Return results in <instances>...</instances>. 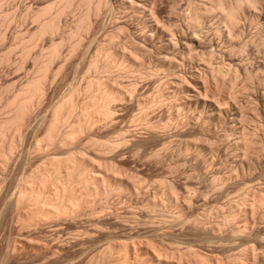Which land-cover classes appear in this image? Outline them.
I'll return each mask as SVG.
<instances>
[{
	"label": "rangeland",
	"instance_id": "374dc122",
	"mask_svg": "<svg viewBox=\"0 0 264 264\" xmlns=\"http://www.w3.org/2000/svg\"><path fill=\"white\" fill-rule=\"evenodd\" d=\"M125 1L0 0V264H264V0H150L146 11ZM152 22L167 40L152 39ZM173 32L194 46L174 47ZM25 87L27 102L40 87L38 104L15 123ZM79 111L102 122L90 129ZM17 135L23 143L5 163ZM17 187L39 199L14 208ZM67 201L71 214L54 212Z\"/></svg>",
	"mask_w": 264,
	"mask_h": 264
},
{
	"label": "bare ground",
	"instance_id": "6f19581e",
	"mask_svg": "<svg viewBox=\"0 0 264 264\" xmlns=\"http://www.w3.org/2000/svg\"><path fill=\"white\" fill-rule=\"evenodd\" d=\"M127 1H128V2L130 1V3H131V2L133 3V1H138V2L140 3L139 6L143 7L145 11L148 10V7L150 6V5H149L150 0H132V1H131V0H127ZM127 1H125V2H127ZM151 1H152V0H151ZM105 2H106V1H105ZM138 2H136V4L134 3V5H133V4H130V6H131V5L136 6V5L138 4ZM126 5H127V4H126ZM137 6H138V5H137ZM139 6H138V7H139ZM151 6H152V4H151ZM151 6H150V7H151ZM126 7H128V6H126ZM141 7H140V8H141ZM134 9H135V8H134ZM150 9H151V8H149V10H150ZM59 10H60V9H59ZM144 10H143V12H144ZM136 11H137V9H136ZM252 11H253V10H252ZM255 11H257V10L255 9ZM57 12H58V11H57ZM60 12L63 13V11H60ZM131 12H132V11H131ZM131 12H130V13H131ZM137 12H138V11H137ZM253 12H254V11H253ZM62 13H60V14H62ZM251 13H252V12H251ZM147 14H148V13H147ZM149 14H150V13H149ZM56 15H58V13H57ZM90 15H91V16H87V18H88L89 20L92 19V18H91V17H92V14H90ZM95 15H96V14H95ZM108 15H109V13H108ZM111 15H112V14H111ZM134 15H135V13H134ZM141 15H144V14H141ZM145 15H146V14H145ZM153 15L156 16V14H154V13H152V14L149 15V16H150L151 18H154ZM255 15H256V14H255ZM255 15H253V16H255ZM93 16H94V15H93ZM137 16H139V15L137 14ZM137 16H136V17H137ZM110 17L112 18V16H110ZM132 17H133V16H132ZM143 17H144V16H143ZM148 18H149V17H148ZM151 18H150V19H151ZM54 19H55V18H54ZM112 19H113V18H112ZM144 19H146V17H145ZM142 20H143V19H142ZM157 20L159 21V19H157ZM57 21H58V20H57ZM95 21H96V20H95ZM114 21H115V20H114ZM147 21H148V20H147ZM150 22H151V21H150ZM137 23H138V22H137ZM230 23H231V25L236 26V25L238 24V19H237V17H236V16L231 17V18H230ZM90 24H91V23H90ZM90 24H89V25H90ZM144 25H145V24H144ZM51 26H52V25H51ZM51 26H50V27H51ZM90 26H91V25H90ZM146 26H148V25L146 24ZM262 26H263V24H262ZM262 26H261V27H262ZM41 28H42L43 31H44V29L46 28V24H43V25L41 26ZM53 28H54V29H58V26L54 24V25H53ZM234 28H235V27H234ZM146 29H147V28H146ZM262 29H263V28H262ZM47 30H49V28H48ZM141 30H142V29H141ZM183 30H184V29H183ZM202 30H203V29H201V31H202ZM56 31H57V30H56ZM145 31H146V30H145ZM148 31H149V34L152 36V39H153L155 36H158V37H161V38H162V37H165V39H166L167 34L162 30V28H161L158 24H155V23L152 22V24H150V25L148 26ZM167 31H168V30H167ZM186 31H187V30H186ZM186 31H185V34L187 33ZM230 31L233 32L232 30H230ZM230 31H229V32H230ZM199 32H200V31H199ZM204 32H205V31H204ZM263 32H264V30H263ZM140 33H141V32H140ZM140 33H139V35H140ZM142 33H143V32H142ZM142 33H141V34H142ZM173 33H174V32H173ZM197 33H198V32H197V30H196V31L194 32V34H191V36H189V40H190L192 43H195V44L198 43V39L200 38V35H201V34L198 33V35H197ZM228 34H229V33H228ZM231 34H232V33H231ZM262 34H263V33L261 32V35H262ZM174 35H175V33L172 34V36H173V40H174V41L168 40V42L170 41L171 44H172L174 47H179V48L181 47V50H182V48L185 47L184 45L188 44L187 41H189V40H187V41L185 40V37L188 36V35H186V36H185V35H181V36H180L179 38H177L176 40H175L174 38H175V36H177V35H175V36H174ZM233 35H234V34H233ZM148 36H149V35H148ZM153 36H154V37H153ZM203 36H204V35H203ZM143 37H144V35H143ZM146 37H147V35H146L144 38H146ZM231 37H232V36H231ZM203 38H204V37H203ZM206 38H207V37H206ZM171 39H172V38H171ZM222 39H223V37H222ZM148 40H149V39H148ZM157 40H158V39H157ZM161 40H162V39H161ZM166 40H167V39H166ZM201 40H202V38H201ZM233 40H234V39H233ZM262 40H263V39H262ZM162 41H163V40H162ZM225 41H226V40H225ZM156 42H157V41H155V43H156ZM158 42H160V41H158ZM158 42H157L156 44H158ZM168 42L166 41L165 44H168ZM200 42H201V41H200ZM263 42H264V41H263ZM263 42H262V43H263ZM192 43H191V44H192ZM201 43H202V42H201ZM208 43H209V42H208ZM208 43H207V44H208ZM212 43H213V42H212ZM231 43H232V42H231ZM153 44H154V43L152 42V45H153ZM161 44H162V43H161ZM161 44H160V45H161ZM163 44H164V43H163ZM165 44H164V45H165ZM189 44H190V43H189ZM189 44H188V45H189ZM191 44H190V46H191ZM202 44H203V43H202ZM216 44H217V42H216ZM220 44H221V42H220ZM214 45H215V44H214ZM228 45H229V44H228ZM230 45H231V44H230ZM166 46H167V45H166ZM192 46H194V44H192ZM197 46H198V45H197ZM215 46H216V45H215ZM217 46H219V45H217ZM186 47H187V45H186ZM171 48H172V47H171ZM219 48H220V47H219ZM219 48H218V49H219ZM226 48H227V47H226ZM230 48H231V47H230ZM174 49H175V48H174ZM115 50H116V49H115ZM119 50H120V49H119ZM179 50H180V49H179ZM185 50H187V49H185ZM185 50H183V51H185ZM258 50H259V49H258ZM120 51H121V50H120ZM163 51H164V50H163ZM177 51H178V50H177ZM124 52H125V51H124ZM169 52H170V51H169ZM169 52H168V53H169ZM180 52H181V51H180ZM175 53H176V52H175ZM182 53H183V52H182ZM258 53H259V51H258ZM150 54H151V53H150ZM158 54H159V53H158ZM171 54H173V53H171ZM184 54H186V53H184ZM184 54H183V55H184ZM263 54H264V53H263ZM164 55L166 56V53H165ZM176 55H177V54H176ZM176 55H175V56H176ZM180 55H181V53H180ZM183 55H182V56H183ZM167 56H168V54H167ZM170 56H172V55H170ZM179 57H180V56H179ZM126 58H127V57H126ZM133 58H134V57H133ZM165 58H166V57H165ZM171 58H172V59H170V60H171V61H174L175 64H176L178 67L180 66V68H181L182 66H184V65H182V62H183V61H182V62H181V61H178L177 58L174 60V55H173V57H171ZM181 58H183V57H181ZM136 59H137V58H136ZM158 59H159V58H158ZM125 60H126V59H125ZM163 60H165V59H163ZM165 61H167V60H165ZM165 61H164V62H165ZM237 61H238V60H237ZM164 62H163V63H164ZM184 62H185V61H184ZM125 63H126V62H125ZM141 63H142V62H140V63H136V64L140 67V66L142 65ZM170 63H171V62H170ZM129 64H130V63H129ZM236 64H237V63H236ZM240 64H242L241 61H240ZM144 65H145V64H144ZM170 65H171V64H170ZM208 65H209V64H208ZM133 66H134V65H133ZM166 66H167V65H166ZM166 66H165V67H166ZM171 66H172V65H171ZM185 66H186V65H185ZM185 66H184V67H185ZM239 66H240V65H239ZM136 67H137V66H136ZM145 67H146V66H145ZM206 67H207V66H206ZM208 67H209V66H208ZM132 68H133V67H132ZM134 68H135V67H134ZM140 68H141V67H140ZM140 68H139V69H140ZM143 68H144V67H143ZM160 68H161V67H160ZM162 68H163V67H162ZM192 68H194V67H192ZM156 69H157V67H156ZM165 69H167V68H165ZM170 69H171V68H170ZM194 69H195V68H194ZM194 69H190V70H194ZM209 69H210V68H209ZM209 69H208V71H209ZM214 69H216V68H212V67H211V69H210L211 72H210V73L214 72V71H215ZM130 70H131V69H130ZM141 70H142V69H141ZM141 70H140V71H141ZM143 70H144V69H143ZM158 70H159V69H158ZM180 70H181V69H180ZM140 71H139V72H140ZM146 71H147V70H146ZM160 71H162V70L160 69ZM163 71H164V68H163ZM166 71H167V70H166ZM181 71H182V70H181ZM195 71H196V70H195ZM204 71H205V70H204ZM208 71H207V72H208ZM143 72H144V74L146 75V72H145V71H143ZM149 72H150V71H149ZM157 72H158V71H157ZM178 72H179V71H178ZM178 72H177V73H178ZM189 72H190V71H189ZM207 72H206L205 76L203 75L204 73L202 74L204 77L200 74V75L202 76V79H199L200 76H199V78H198L200 81H202V80L204 79V83H203V85H205V86H207V84H209L208 82H209V79H210V75H212V74H209V73H207ZM185 73H186V70H185ZM139 74H142V73H139ZM147 74H148V73H147ZM178 74H179V73H178ZM187 74H188V73H187ZM189 74H190V73H189ZM192 74L194 75V73H192ZM197 74H198V73H197ZM163 75H164V74H163ZM179 75H180V74H179ZM179 75H178V76L176 75V76H177V77H176L177 79H179V78H178ZM181 75H182V73H181ZM181 75H180V76H181ZM183 75H184V74H183ZM183 75H182L181 77H183ZM195 75H196V72H195ZM195 75H194V76H195ZM146 76H147V75H146ZM170 76H171V75H170ZM174 76H175V75H174ZM184 76H186V74H185ZM160 77H161V76H160ZM181 77H180V78H181ZM187 77H188V76H187ZM192 77H193V76H192ZM197 77H198V76H196L195 79H196ZM165 78L167 79V77H165ZM170 78H172V77H170ZM174 78H175V77H174ZM189 78H190V77H189ZM161 79H162V78H161ZM177 79H176V80H177ZM183 79H185V81H184ZM183 79L181 78V81L183 80V82L187 83V82H186V79H187V78H183ZM179 80H180V79H179ZM188 80H189V79H187V81H188ZM196 80H197V79H196ZM92 81H93V80H92ZM160 81H161V80H160ZM164 81H165V80H164ZM171 81H172V80H171ZM171 81H168V82H170V84H171ZM192 81H193V80H192ZM194 81H195V80H194ZM38 82H39V81H38ZM172 82H173V81H172ZM195 82H196V81H195ZM29 83H30V82H29ZM92 83H93V82H92ZM173 83H174V82H173ZM181 83H182V82H181ZM181 83H180V84H181ZM167 84H168V83H167ZM174 84H175V86H176V85L179 84V82H178V84H176V83H174ZM174 84H173V86H174ZM160 85H161V84H160ZM186 85H187V84H186ZM196 85H198V82H196ZM38 86H39V85H38ZM90 86H91V85H90ZM198 86H199V85H198ZM23 87H24V86H23ZM180 87H181V85H180ZM208 87H209V86H208ZM39 88H40V87H39ZM39 88H37L36 90H33V91H36V93H35V94H32V96H31L30 100H28V102H27V100H25V99H26V98H25V94L27 93V92H26V87H25V89H22V90L20 91V93L17 95V97L15 98V100H13L14 102L12 103V105L14 106V108L16 107L15 109H18L17 112L20 110V114H21V115H19L18 113L15 114V117H14V118H13V117L11 118V120H12L13 122L16 123V122H18L20 119H21V120H24L23 118H25V115H27V113H28V112L30 111V109L33 107L34 103H35V102L37 103V101H38L37 99H39ZM167 88H168V87H167ZM176 88H178V86H176ZM199 88H200V87H199ZM27 89H28V88H27ZM41 89H42V88H41ZM162 89H163V88H162ZM173 89H174V88H173ZM179 89H180V88H179ZM209 89H210V88H208L207 90H209ZM42 90H43V89H42ZM44 91H45V90H44ZM44 91H43V92H44ZM170 91H172V90H170ZM173 91H174V90H173ZM178 91H179V90H178ZM180 91H181V90H180ZM257 91H258V90H257ZM28 92H29V91H28ZM40 92H41V91H40ZM255 92H256V91H255ZM259 92H261V91H259ZM259 92H257V95H256L257 98H256V100H257V102H258V105H261L262 107H264V94H262V93L259 94ZM262 92H263V91H262ZM29 93H30V92H29ZM107 94H108V93H107ZM163 94H164V93H163ZM178 94H179V92H178ZM41 95H42V92L40 93V97H41ZM97 95H98V94H97ZM101 95H102V94H101ZM104 95H105V93L103 94V97H104L105 100H111L112 102H113V100L115 101V99H119V98H116V97L113 96V95H111V96H110V95H106V96H104ZM166 95H167V94H166ZM168 95H169V94H168ZM168 95H167V96H168ZM164 96H165V95H164ZM167 96H166V97H167ZM251 96H252V95H251ZM29 97H30V96H29ZM92 97H93V96H92ZM100 97H102V96H100ZM122 97H123V96H122ZM169 97H170V96H169ZM175 97H176V96H175ZM254 97H255V96H254ZM97 98H99V97H97ZM27 99H28V98H27ZM35 99H36V100H35ZM90 99H91V98H90ZM158 99H159V98H158ZM247 99H248V98H247ZM250 99H251V97H250ZM253 99H255V98H253ZM253 99H252V102H254ZM165 100H166V99H165ZM167 100H168V99H167ZM256 100H255V101H256ZM34 101H35V102H34ZM39 101H40V100H39ZM96 101H97V100H96ZM112 102H111V103H112ZM158 102H159V101H158ZM161 102H163V101H161ZM248 102H249V103H248ZM252 102H250V100H247L248 106H251V105H253V104L256 103V102H255V103L251 104ZM96 103H97V102H96ZM101 103H102V102H101ZM106 103H107V102H106ZM156 103H157V102H156ZM199 103H200V102H199ZM24 104H25V105H24ZM26 104H27V105H26ZM37 104H38V103H37ZM37 104H36V105H37ZM74 104H76V103H74ZM74 104H73V105H74ZM93 104H95V103H93ZM103 104H104V103H103ZM103 104H102V105H103ZM64 105H65V104H64ZM104 105H105V110L103 111V112H104V113H103L104 116L107 117V118H108V117H112L111 115L114 114V113L112 112L113 110L111 109L112 107H111V108L109 107V105H110L109 103L104 104ZM236 105H237V104H236ZM34 106H35V105H34ZM85 106H86V105H85ZM204 106L207 107V109L211 107L210 104H209L207 101L204 102ZM204 106H203V107H204ZM253 106H254V105H253ZM261 106H260V107H261ZM10 107H11V106H10ZM58 107H59V106H58ZM58 107H57V110H55V112L59 111L60 108H58ZM69 107H70V106H69ZM77 107H78V106H77ZM77 107H76V108H77ZM82 107L84 108V110H80V109H79V110L83 112V111L86 110V108H85L83 105H82ZM82 107H81V109H83ZM94 107H96V106H94ZM101 107H102V106H101ZM198 107H199V106H198ZM236 107H237V106H236ZM257 107H259V106H257ZM33 108H34V107H33ZM33 108H32V109H33ZM67 108H68V107H67ZM73 108H75V106H74ZM78 108H79V107H78ZM78 108H77V109H78ZM177 108H179V107H177ZM181 108H182V107H181ZM32 109H31V110H32ZM55 109H56V108H55ZM69 109H70V108H69ZM71 109H72V108H71ZM100 109H101V108H100ZM204 109H205V108H204ZM254 109H255V106H254ZM256 109H258V108H256ZM73 110H75V109H73ZM258 110H259V109H258ZM21 111H22V113H21ZM69 111H72V110H69ZM80 111L78 112V114H81V116H80V115L76 116L77 114H75V116L77 117V121L80 122L81 120L84 119L85 122H83V123H86L87 127H88L89 125H92V124L94 125V123H96V122H98L100 119H102V118H98L99 116L96 117V115H94V113H93V114H90L89 112H86V113L84 112V114H82V112L80 113ZM182 111H183V110H182ZM207 111H208V110H207ZM256 111H257V110H256ZM259 111H260V110H259ZM62 112H63V111H62ZM72 112H73V111H72ZM75 112L77 113V110H76ZM226 112H227V111H226ZM226 112H225V114H227V113L229 114V111H228L227 113H226ZM67 113H68V112H67ZM212 113H213V111H212ZM57 114H58V113H57ZM59 115H61V114L59 113ZM220 115H221V114H220ZM229 115H230V114H229ZM55 116H58V115L55 114ZM100 116H101V115H100ZM102 116H103V115H102ZM221 116H222V115H221ZM221 116H219V120H220V117H221ZM223 117H225V116L223 115ZM255 117H256V116H255ZM257 117H258V116H257ZM26 118H27V117H26ZM60 118H61V117H60ZM142 118H143V117H141V119H142ZM232 118H233V117H232ZM232 118H231V119H232ZM234 118H235V117H234ZM234 118H233V120H235ZM55 119H56V118H55ZM146 119H147V118H146ZM236 119H237V118H236ZM60 120H62V119H60ZM65 120H66V119H65ZM84 120H83V121H84ZM144 120H145V119H144ZM144 120H143V121H144ZM223 120H224V119H223ZM225 120H226V119H225ZM225 120H224V121H225ZM227 120L229 121V119H227ZM227 120H226V122H227ZM259 120H260V119H259ZM58 121H59V120H58ZM74 121H75V120H74ZM77 121H76V122H77ZM100 121H101V120H100ZM100 121H99V122H100ZM103 121H104V120H103ZM106 121H107V120H106ZM145 121H146V120H145ZM145 121H144V123H145ZM147 121H148V120H147ZM230 121H232V120H230ZM235 121H237V120H235ZM0 122H3V121H0ZM6 122H8V121H6ZM20 122H21V121H20ZM76 122H75L74 125H76ZM99 122H98V123H99ZM101 122H102V121H101ZM219 122H220V121H219ZM254 122H255V120H254ZM256 122L259 123V121H256ZM8 123H9V122H8ZM22 123H23V122H22ZM25 123H26V122H25ZM25 123H23V125H24ZM57 123H58V122H57ZM151 123H153V122H151ZM151 123H150V120H149V122H147V124H149V126H152V125H153V124H151ZM221 123H222V121H221ZM223 123H224V122H223ZM236 123H237V122H236ZM10 124H12V123L10 122ZM53 124H54V123H53ZM78 124H79V123H77V125H78ZM147 124H146L145 126H147ZM227 124H228V123H227ZM254 124H255V123H254ZM19 125H20V124H19ZM23 125L19 126V130H20V131H18V132L21 133V131L23 130V129H22V126H23ZM157 125H158V124H157ZM223 125H224V124H223ZM233 125H234V124H233ZM238 125H240V124H238ZM258 125H259V124H258ZM258 125L256 124V127H254V128H257ZM16 126H18V125H16ZM81 126H83V125H81ZM154 126H155V123H154ZM79 127H80V126H79ZM79 127H78V128H79ZM83 127H84V126H83ZM87 127H86V128H87ZM90 127H91V126H90ZM90 127H88V128H90ZM152 127H153V126H152ZM220 127H221V126H220ZM228 127H229V126H228ZM16 128H17V127H16ZM52 128H53V127H52ZM56 128H57V130L61 129V128H58V127H56ZM56 128H55V129H56ZM81 128H82V127H81ZM156 128H158V127H156ZM156 128H155V129H156ZM225 128H226V127H225ZM76 129H77V128H76ZM90 129H91V128H90ZM152 129H153V128H152ZM155 129H153V130H155ZM234 129H235V128H234ZM240 129H241V128H240ZM242 129H243V127H242ZM57 130H55V131L58 132ZM74 130H75V129H74ZM245 130H246V128H245ZM253 130H256V129H253ZM72 131H73V130H72ZM80 131H81V129L79 128L78 130H75V132H73V133L71 132L72 134H70V133H68V132H67V133H64V132H63V133H64V134H63V133H62V130H61L60 132H61L62 134L59 135V141H58V140H57V141H58V143L60 142L61 144H62V143H67V141L70 139V137L75 136V134H77V133L79 134ZM233 131H234V130H233ZM239 131H240V130H239ZM243 131H244V130H243ZM7 132H8V131H7ZM7 132H6V133H7ZM50 132H51V131H50ZM82 132H84V131L82 130ZM6 133H5V134H6ZM16 133H17V132H16ZM16 133H15V134H16ZM22 133H24V132L22 131ZM57 134H58V133H57ZM81 134H83V133H81ZM49 135H50V134H49ZM3 136H4V135H3ZM5 136H7V135H5ZM17 136H18V135H17ZM22 136H23V134H22ZM165 136H166V135H164V136H162V137L165 138ZM50 137H51V136H50ZM5 138H7V137H5ZM14 138H16V137H14ZM21 138H22L21 135H19L18 138H17L16 140L10 141V142H12L11 145L8 144V145H9L8 150H7L8 153H7V154L5 153L6 155L3 153V154L6 156V157H5L6 159L4 158V159H5V163H8V162L10 163V160H12V159H10V158L13 157V156H12L13 150L18 149V148H16V147H19V145H21L20 143H23V142H21V141H23ZM54 138H55V137H54ZM54 138H53V139H54ZM2 139H3V138H2ZM51 139H52V138H51ZM51 139H50V140H51ZM56 139H58V138H56ZM56 139H54V140H56ZM6 140H8V138H7ZM52 141H53V140H52ZM71 141H73V139H72ZM8 143H9V142H8ZM60 143H59V144H60ZM238 143H239V142H238ZM113 144H115V143H113ZM104 145H105V144H104ZM109 145H110V144H109ZM236 146H237V145H236ZM104 147H105V146H104ZM114 147H115V146H114ZM15 148H16V149H15ZM234 148H235V147H234ZM4 149H5V148H4ZM108 149H109V148H108ZM241 150H242V149H241ZM16 151H17V150H16ZM244 151H245V150H244ZM159 152H160V151H159ZM159 152H156V153H158V155H159ZM235 152H236V151H235ZM15 153H16V152H15ZM244 154H245V153H244ZM248 154H250V153H248ZM248 154H247V155H248ZM14 155H15V154H14ZM238 155H239V154H238ZM245 155H246V154H245ZM245 155H244V156H245ZM1 156H2V155H1ZM156 156H157V155H156ZM244 156H243V157H244ZM248 156H249V155H248ZM161 157H162V156H161ZM243 157H239V159H240V158H243ZM245 157H246V159H248L247 156H245ZM80 158H81V157H80ZM236 158H237V156H236ZM13 159H14V157H13ZM73 159H74V158H73ZM81 159H82V158H81ZM84 159H85V158H84ZM233 159H234V158H233ZM71 160H72V159H71ZM75 160H76V158H75ZM75 160H74V161H75ZM85 160H86V159H85ZM236 160H237V159H236ZM68 161H69V160H68ZM68 161H67V162H68ZM232 161H233V160H232ZM70 162H71V161H70ZM80 162H81V161H80ZM240 162H242L244 165L249 166L250 163H251L252 161L250 162V161H248V160H243V159H242V161H240ZM3 163H4V162H3ZM3 163H1V164H3ZM75 163H76V162H75ZM84 163H85V162H84ZM231 163H232V162H231ZM235 163H236V162H235ZM235 163H234V164H235ZM73 164H74V163H73ZM76 164H77V163H76ZM76 164H74V165L76 166ZM239 164H240V163H239ZM58 165H59V164H58ZM58 165H57V166H58ZM63 165H64V164H63ZM69 165H71V164H69ZM8 166H9V165H8ZM66 166H67V165H66ZM252 166H254L253 162H252ZM1 167H2V166H1ZM53 167H54V166H53ZM61 167H63V166H61ZM250 167H251V166H249V168H250ZM65 168H68V167H64V169H65ZM70 168H71V167H70ZM70 168H68V169H70ZM81 168H82V167H81ZM243 168H245V167H243ZM3 169H5V168H3ZM64 169H63V170H64ZM77 169H78V168H77ZM100 169H101V168H100ZM6 170H7V168H6ZM49 170H50V169H49ZM49 170H48V171H49ZM60 170H61V169H60ZM60 170H59V171H60ZM75 170H76V167L73 166L72 171H75ZM59 171H58V172H59ZM65 171L68 172V173L66 174V177H65V178H67V181H72V179L75 178V177H73V178L71 179V177L73 176V172L71 171V169H70L71 172H69V171H67V170H65ZM78 171H79V170H78ZM58 172H57V173H58ZM66 172H64V174H65ZM8 173H9V172H8ZM48 173H49V172H48ZM107 173H108V172H107ZM50 174H51V173H50ZM54 174H55V172H54ZM60 174H62V173L60 172L58 175H60ZM98 174H100V173H98ZM52 175H53V172H52ZM77 175H78V174H77ZM79 175H80V174H79ZM96 175H97V174H96ZM100 175H101V174H100ZM109 175H110V174H109ZM112 175H113V174H112ZM117 175H118V174H117ZM117 175L115 174L114 179L117 178ZM45 176H46V175L44 174V177H45ZM55 176L57 177V174H55ZM55 176H54V177H55ZM60 176H61V175H60ZM80 176H81V175H80ZM80 176H79V178H80ZM97 176H98V175H97ZM97 176H96V177H97ZM113 176H114V175H113ZM47 177H48V176H47ZM47 177H46V178H47ZM54 177H53V179H54ZM63 177H64V176H63ZM77 177H78V176H77ZM110 177H111V176H110ZM118 177H119V176H118ZM84 178H85V177H84ZM50 179H51V178H50ZM57 179H59V178H57ZM70 179H71V180H70ZM122 179H123V178H122ZM38 180H39V179H36V181H38ZM83 180H84V179H83ZM83 180H82L81 182H83ZM90 180H91V179H90ZM21 181H22V180H21ZM21 181H20V182H21ZM41 181L43 182V180H41ZM62 181H64V179H63ZM74 181H75V180H74ZM84 181H85V184H86V185H87V184H88V185L90 184L88 180L85 179ZM109 181H110V180H109ZM60 182H61V181H60ZM65 182H66V181H65ZM115 182H116V181H115ZM33 183H34V181H33ZM43 183H44V182H43ZM54 183H55V182H54ZM68 183H69V182H68ZM98 183H99V182H98ZM21 184H22V183H21ZM28 184H30V183H27V185H28ZM31 184H32V183H31ZM31 184H30V185H31ZM66 184H67V183H66ZM69 184H70V183H69ZM25 185H26V184H25ZM30 185H29V186H30ZM32 185H33V184H32ZM32 185H31V186H32ZM56 185H57V184H56ZM95 185H96V184H95ZM18 186H19V184H18ZM42 186H43V185H42ZM61 186H63V185L61 184ZM64 186H65V185H64ZM72 186H73V184H72ZM72 186H71V187H72ZM83 187H84V186H83ZM89 187H90V186H88V188H89ZM93 187H94V184H93ZM103 187H104V186H103ZM17 188H18V187H17ZM62 188H63V187H62ZM109 188H110V187H109ZM43 189H44V188H43ZM43 189H41V190H43ZM60 189H61V188H60ZM89 189H90V188H89ZM106 189H107V188H106ZM106 189H105V190H106ZM18 190H19V192L16 193L17 196H15V194H14L15 192H14L12 198H10V199H11L10 203H11V204L13 203L12 206L15 205V206L17 207V206L22 205V204L24 203V202H22V201L24 200V198H25L27 195H31L32 198L35 197L36 199H39V191H37V189L35 190L34 187H33V188L23 187V188H20V189L18 188ZM18 190H17V191H18ZM97 190H98V189H97ZM17 191H16V192H17ZM57 191H59V190H57ZM68 191H69V190H68ZM72 191H73V189H72ZM98 191H100V190H98ZM41 192H42V191H41ZM62 192H63V191H62ZM73 192H74V191H73ZM105 192H106V191H105ZM57 193H58V192H57ZM67 193H68V192H67ZM71 194H72V193H71ZM104 194H105V193H104ZM44 197H45V196H44ZM42 198H43V197H42ZM55 198H56V197H55ZM60 198H61V196H60ZM66 198H67V197H66ZM90 198H91V197H90ZM30 199H31V198H30ZM30 199H29V200H30ZM34 201H35V200H34ZM60 201H61V200H60ZM68 201H69V200H68ZM68 201H67V202H68ZM58 202H59V201H58ZM38 203H39V202H38ZM59 204H60V203H59ZM70 204H71V203H70ZM49 205H50V204H49ZM15 206H14V208H16ZM37 206H38V205H37ZM58 206H59V205H58ZM73 206H74V205H73ZM31 207H32V206H31ZM50 207H51V206H50ZM50 207H49V209H50ZM19 208H21V207H19ZM40 208H41V207H40ZM44 208H45V207H44ZM51 208H53V207H51ZM36 209L39 211V207L36 208ZM45 209H46V208H45ZM47 209H48V207H47ZM53 210H54V209H53ZM55 210H56V209H55ZM19 211H20V210H19ZM40 211H41V210H40ZM43 211H44V209H43ZM43 211H41V212H43ZM60 211H61V212H58V210H57V211H54V212L58 213L59 215H60V214H62V215L65 214V217H66V214H69V213L71 214V213H72V208L69 206V202H68V205L65 204V202H64V204H62L61 207H60ZM21 213H22V212H21ZM44 213H45V212H44ZM51 213H52V211H47V214H48V215H52ZM56 213H55V214H56ZM73 213H74V212H73ZM45 214H46V213H45ZM21 215H22V214H21ZM32 216H33V215H32ZM45 216H46V215H45ZM54 216H56V215H54ZM38 217H39V216H38ZM50 217H52V216H50ZM59 218H60V217H59ZM31 219H32V218H31ZM37 219H38V218H37ZM202 219H204V218H202ZM32 222H33V220H32ZM34 222H35V221H34ZM36 222H38V221H36ZM36 222H35V223H36ZM195 222H196V221H195ZM38 223H39V222H38ZM203 223H204V222H203ZM33 224H34V223H33ZM61 235H62V234H61ZM59 236H60V235H59ZM57 237H58V236H57ZM60 237H61V236H60ZM61 238H62V237H61ZM58 248H59V247H58ZM56 249H57V248H56ZM57 251H59V250H57ZM57 253H58V252H57ZM60 253H61V252H60ZM86 254H87V252H86ZM83 257H84V256H83ZM59 259H60V258H59ZM77 260H78V259H77ZM94 260H95V259H94ZM58 261H59V260H58ZM75 261H76V260H75ZM76 262H77V261H76ZM72 263H73V261H72ZM68 264H69V263H68Z\"/></svg>",
	"mask_w": 264,
	"mask_h": 264
}]
</instances>
